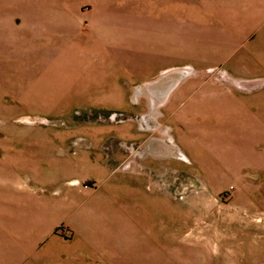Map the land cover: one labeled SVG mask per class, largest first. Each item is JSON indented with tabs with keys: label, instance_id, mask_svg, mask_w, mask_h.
Wrapping results in <instances>:
<instances>
[{
	"label": "rangeland",
	"instance_id": "rangeland-1",
	"mask_svg": "<svg viewBox=\"0 0 264 264\" xmlns=\"http://www.w3.org/2000/svg\"><path fill=\"white\" fill-rule=\"evenodd\" d=\"M199 14L201 0H0V144L69 147L72 157L38 161L65 170L75 157L80 199L103 211L93 213L102 225L91 221L101 234L80 239L87 253L71 223L57 222L62 258L46 264H112L105 230L125 242L126 264H264V76L221 79L223 62L201 68ZM187 79L201 94L221 91L201 96V136L187 133L201 163L187 148L182 160L166 136L193 96L178 108L166 100ZM122 216L124 240L112 233ZM150 217L157 253L145 262L147 235L132 234Z\"/></svg>",
	"mask_w": 264,
	"mask_h": 264
},
{
	"label": "crops",
	"instance_id": "crops-1",
	"mask_svg": "<svg viewBox=\"0 0 264 264\" xmlns=\"http://www.w3.org/2000/svg\"><path fill=\"white\" fill-rule=\"evenodd\" d=\"M199 15H201L199 20L201 27L197 28L201 30V33L198 32L197 36L201 37V39L199 38L201 40V68L204 67L211 72L213 66L208 65L209 67H207L209 62H213V64L223 62L226 67L219 71L221 79L225 75L233 80H238L235 77L264 76V0H201V14ZM196 85L193 84V80L187 79L182 86L186 91H180L182 89L180 88L177 92L169 94L166 100L167 107L178 108L185 96H193L192 99H187L191 102L187 109L170 119L177 127L173 128L169 121L171 131L166 132L171 143H176L181 149L182 160H187V162H190V158L184 148L189 149L193 155H201V145L191 141L187 134L190 130L191 133L201 136L199 130L201 125L198 122V119L201 120V96L221 92L201 94V84L198 82ZM191 86H195V89ZM197 90V93H200L193 94ZM228 95L237 100L235 94L228 93ZM224 96L228 97L226 94ZM12 145V142L0 144V149H3L0 157V264H21L22 262L30 264V261L35 260L38 264H46L47 261L52 260L54 262L61 261V254L57 253V249L52 248L54 243L59 240L53 237V234L51 235V230L57 222L63 220L72 225L76 247L82 252H89V248L93 247L92 244L80 243V239L101 234L102 228L91 227V221L94 220L93 213L103 211L95 208L97 205L93 200L83 203L84 200L80 199L77 186L79 178L82 177L77 174L74 164L75 157L68 160L66 167L71 168L65 170L62 169L60 161H58L60 164L53 161H47V163L38 161V158L40 159L42 156L54 158L58 156L60 159L63 158L62 156L70 157L71 153L66 150L69 147L59 146L56 148L61 151L58 149L55 151V147L53 150L50 147H43L42 150L39 147L38 149L37 144L32 142H25L18 149ZM82 155L86 159L89 157L86 154ZM197 162L201 163V156L200 161ZM191 163L196 164L192 160ZM57 165L60 166V169ZM50 168L55 173H52ZM38 172L52 174L53 180H39ZM30 173L34 176H31ZM62 178L65 180L63 189L54 187L57 180ZM49 185L51 187L48 192L47 186ZM100 202L101 205L105 203L108 206V200L105 197H102ZM99 204L98 206H100ZM151 218L146 227L137 229L135 224L136 232L132 234L134 237L141 236L142 232L145 236L147 235L148 240H145L143 245L150 246V248L145 249L148 253V257L142 259L145 262H151L154 259L151 254L157 253V244L153 241L150 231L153 228ZM100 219L102 222L106 220ZM119 219L121 227L113 228L112 233L118 235L117 238L121 236L124 240L127 234V228L124 225L126 219L123 216ZM94 223L102 225L95 220ZM105 225L109 231L108 220ZM146 229L149 232H145ZM104 235L103 244L106 243L110 253L118 255L115 258V255L110 254L108 261L112 264H126L125 242L107 240L109 233L106 230ZM44 239L46 240L39 247L40 241ZM164 242L172 246L174 238L170 237ZM139 248L141 252L144 250V248ZM139 248L137 247V249ZM167 249L171 252V248L168 247L162 251L167 252Z\"/></svg>",
	"mask_w": 264,
	"mask_h": 264
}]
</instances>
